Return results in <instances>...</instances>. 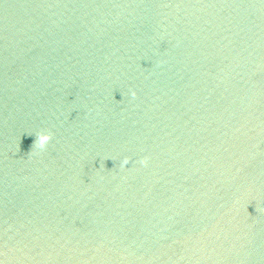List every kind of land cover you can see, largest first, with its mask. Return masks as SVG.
<instances>
[{"label":"water","instance_id":"obj_1","mask_svg":"<svg viewBox=\"0 0 264 264\" xmlns=\"http://www.w3.org/2000/svg\"><path fill=\"white\" fill-rule=\"evenodd\" d=\"M0 164L94 264H264V0H0Z\"/></svg>","mask_w":264,"mask_h":264},{"label":"clouds","instance_id":"obj_2","mask_svg":"<svg viewBox=\"0 0 264 264\" xmlns=\"http://www.w3.org/2000/svg\"><path fill=\"white\" fill-rule=\"evenodd\" d=\"M135 94L133 93V96H134ZM51 139V136L49 135V134H47V133H42V134H40L39 136H38V138H37V141H36V143H37V146L40 148V149H44V147L47 145V143L49 142V140ZM146 158H142V159H140V161H139V164L141 165V166H144L145 164H146ZM127 163H128V161H125L124 162V167H125V165H127ZM0 264H3V262L2 261H0Z\"/></svg>","mask_w":264,"mask_h":264}]
</instances>
